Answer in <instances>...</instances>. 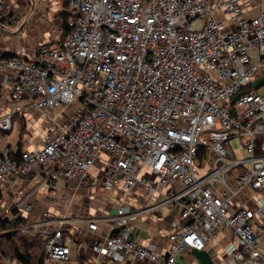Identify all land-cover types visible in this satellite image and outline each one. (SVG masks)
<instances>
[{
  "label": "built area",
  "instance_id": "1",
  "mask_svg": "<svg viewBox=\"0 0 264 264\" xmlns=\"http://www.w3.org/2000/svg\"><path fill=\"white\" fill-rule=\"evenodd\" d=\"M68 2V32L55 45L39 46L34 63L0 52V91L9 88L12 101L11 114L0 118V130L9 129L25 96L38 112L54 114L48 115L54 128L44 136L41 150L0 149V187L45 168L52 185L83 184L104 151L112 159L102 190L119 188L128 194L142 185L151 197L165 188L164 199L141 212L179 206L180 215V222L171 225L166 252L159 254L132 240L129 223L141 212L120 206L106 219L104 242L92 248L110 264L127 256L178 264L179 254L203 251L219 226L240 240V246L226 249L234 264H264L253 213L230 212L234 191L228 183L230 173L238 170V189H264V96L245 91L256 68L264 66V11L248 19L241 0ZM9 9L0 0V19ZM216 12L234 28L227 30L215 20ZM73 105L74 114L65 118V109ZM58 118L66 120L59 124ZM217 132L244 138L246 160L231 159ZM199 160L211 162L209 169L200 173ZM144 169L153 181L140 175ZM65 221L47 212L17 231L43 241L46 264H69L72 244ZM87 223L96 230L93 220ZM51 226L57 227L49 232Z\"/></svg>",
  "mask_w": 264,
  "mask_h": 264
},
{
  "label": "crops",
  "instance_id": "2",
  "mask_svg": "<svg viewBox=\"0 0 264 264\" xmlns=\"http://www.w3.org/2000/svg\"><path fill=\"white\" fill-rule=\"evenodd\" d=\"M9 6L8 14L0 19V52L10 57H17L26 62L34 63L36 51L41 45L57 44L62 40V18L69 15L67 0H5ZM243 14L248 19L256 18L264 11V0H241ZM213 17L227 30H232L234 24L221 12L214 13ZM256 52L252 51L251 56ZM251 89L264 96V66L256 68L251 80ZM10 89L0 91V118L11 114L12 101ZM21 112L14 114L10 119L7 131L0 130V149L11 148L16 152H37L43 146L44 136L54 128L48 115H54L50 110L38 112L31 106L30 97L25 96L21 102ZM76 107L65 109V118L71 117ZM53 114V115H52ZM58 118L59 124L66 119ZM222 139L234 160L245 161L247 154L243 148L244 138L236 132L229 136L222 132L215 134ZM238 143L243 151L237 157L231 144ZM260 139H256L259 145ZM212 159L213 154H208ZM112 157L106 152L98 153L97 159L83 184L71 180L58 182L52 185L48 181L49 168L32 171L22 178H12L0 187V221L23 220L24 226L41 221L44 213H51L57 219L64 218L63 229L70 237L72 244V261L69 264H110L101 254L93 251V246L103 243L109 232L107 218L113 216L122 205H128L137 214L144 208H149L162 201L167 189L157 188L151 197L146 196V188L142 185L134 187L126 194L119 188L111 191L102 190L103 176L106 163ZM201 172L209 169L206 160H199ZM244 170L249 164L244 163ZM239 171L229 175V186L234 191L229 199L230 212L245 209L253 213V220L257 224V234L260 236V252L264 257V189L255 191L249 186L238 189L235 178ZM140 175L153 176L144 169ZM219 193L223 191L218 189ZM88 220L97 225L95 231L88 228ZM180 222L179 206L172 209H156L139 213L129 223L132 240L140 246H153L159 254H164L168 247V236L172 231V223ZM23 226V227H24ZM57 226L47 230L52 232ZM21 228V227H20ZM19 228L11 232H18ZM9 232L0 233V237ZM19 233V232H18ZM29 238L37 236L27 234ZM39 238V237H38ZM230 246H240L239 238L231 229L219 226L216 237L207 242L204 252L213 264H234L226 254ZM0 264H20L16 260L5 258L0 252ZM43 264H46L43 261ZM113 264H153L151 262L134 261L130 256L119 263ZM178 264H200L191 250L178 256Z\"/></svg>",
  "mask_w": 264,
  "mask_h": 264
},
{
  "label": "trees",
  "instance_id": "3",
  "mask_svg": "<svg viewBox=\"0 0 264 264\" xmlns=\"http://www.w3.org/2000/svg\"><path fill=\"white\" fill-rule=\"evenodd\" d=\"M69 15L62 18L63 36L68 32L66 21ZM251 90L248 86L245 91ZM23 220H2L0 221V233L9 232L0 237V252L10 260H16L20 264H43L44 250L43 241L30 236L22 235L18 232H11L17 228L23 227Z\"/></svg>",
  "mask_w": 264,
  "mask_h": 264
},
{
  "label": "water",
  "instance_id": "4",
  "mask_svg": "<svg viewBox=\"0 0 264 264\" xmlns=\"http://www.w3.org/2000/svg\"><path fill=\"white\" fill-rule=\"evenodd\" d=\"M200 264H213L204 251H192Z\"/></svg>",
  "mask_w": 264,
  "mask_h": 264
},
{
  "label": "rangeland",
  "instance_id": "5",
  "mask_svg": "<svg viewBox=\"0 0 264 264\" xmlns=\"http://www.w3.org/2000/svg\"><path fill=\"white\" fill-rule=\"evenodd\" d=\"M67 5H68V8H69V10H70V13H72V11H71V9H70V7H69V2H68V0H67ZM70 13H69V14H70ZM52 45H55V43H53ZM231 146H232V148H233V150H234V152H235V154H236L237 157H240V155L243 154V151L239 149L238 143L233 142V143L231 144ZM210 163H211V162H206V165H210Z\"/></svg>",
  "mask_w": 264,
  "mask_h": 264
}]
</instances>
